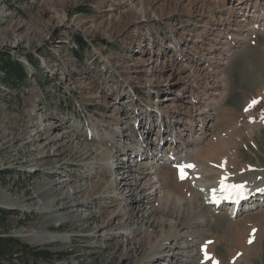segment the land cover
<instances>
[{"label": "rangeland", "instance_id": "obj_1", "mask_svg": "<svg viewBox=\"0 0 264 264\" xmlns=\"http://www.w3.org/2000/svg\"><path fill=\"white\" fill-rule=\"evenodd\" d=\"M230 1L232 0H0V59L11 57L26 67V79L17 87L7 82L0 71V193L6 192L12 197L24 198V203L32 208H39L21 211L0 203V236H10L19 241L20 245L28 247L22 250L20 258L15 257L16 253L11 261L3 259L0 264H113L116 260L115 241L108 240L103 248L91 245L90 240L78 231L75 222L68 217L61 220L60 226L51 225L48 228L65 236L64 243L60 239H48L42 243L28 240L34 231L41 228L40 220L46 213L43 205L37 203L34 187L45 177L57 179L60 175H65L67 179L80 180L77 175L87 172L89 165L85 164H92L97 156V152L92 149L96 144H91L93 140H84L85 135L97 137L95 139L106 137V128L115 123L113 118L118 117L120 127L124 128L122 133L127 136L124 138L109 128V133L115 136V140L109 136L106 140L115 144L120 141L125 145L126 137L130 133L134 135L135 131L141 132L140 128L146 122L148 114L144 112L143 105H151L153 122H158L163 113L169 121L168 111L172 112L178 102L191 107L186 100V90L195 96L197 92H202L203 86H207L203 83L189 85L187 78L179 70L191 71L192 66L201 65L191 63L188 68L185 62L176 57L182 52L181 54L189 55L190 58L193 57L192 54H196L202 59L207 49L203 46L207 43L205 39L219 34L228 25L236 24L227 10ZM213 15H216L218 25L211 23ZM225 19L229 22H225ZM205 33H208L206 37L201 36ZM254 35V38H250L252 43L248 39L243 42L241 49H236L238 53L225 66L229 82L227 96L222 102L220 92L218 99L210 105V110L214 108L215 111L221 106L233 108L244 117L247 99L255 96L258 89L264 86V64L261 59L264 32L255 30ZM176 38H181L182 42H176ZM149 48L151 52H148ZM154 53L159 59L165 60L160 59L161 64L153 72L156 73L152 79L158 83L157 90H149L150 77H146L144 73L146 70H153L150 63L152 59H156L152 56ZM189 57L186 59H190ZM220 76L227 82L226 77L218 72L217 78ZM221 87L223 84L219 89ZM175 94L178 100L171 106L168 98L175 99ZM262 100L264 101V96ZM254 107L253 121L258 120L259 126H256L252 137L237 133L244 132L243 128L247 123L243 120L229 123L230 119H222L220 128L213 131L222 132L228 139L226 149L237 153L234 168H229L228 171L247 172L242 169L246 165L253 171L264 170V124L260 123L262 118H258L259 113L264 112V103L252 104L246 114L248 111L252 114ZM209 125L214 129L218 124ZM226 125L225 128L228 129L225 134L222 129ZM93 126L96 133L101 132V137L89 133V130L94 131ZM158 126L171 129V132L176 124ZM233 126L237 134L230 132L229 127ZM43 127L50 128L51 137L59 135L62 138L51 142L43 133ZM71 135L74 141H78L77 145L69 141ZM177 135L179 141L181 138ZM148 139L153 142L150 135L145 138ZM165 139L167 135L164 134L163 140ZM167 141L171 142V139ZM85 144L88 145L86 152L83 149ZM131 144H127L126 149ZM183 147L181 145V149ZM150 148L152 151H146L148 157L155 154L153 151L156 148L153 145ZM122 149L124 146L119 148L121 153ZM130 150L131 147L126 151ZM118 157L113 154L112 162ZM112 162L109 167L112 165L115 169L112 171L115 172L119 164H116L117 161L115 164ZM128 165L129 163L123 165V171L128 170ZM54 166L56 169H52ZM165 167L168 169V165ZM121 173L116 171L111 178L115 179L118 175L122 177ZM168 173L170 178L174 175L171 167ZM120 177L116 182L125 188L127 184ZM195 189V193L200 196V200L197 197L195 200L201 203L203 210L214 215V223L208 224L210 230L203 236L217 237L219 240L214 249L216 257L223 264H230L228 258L233 249L237 262L244 250L234 244L236 240L247 239L250 243L258 241L253 246L258 251L252 252L255 253L250 256L252 262L249 258L237 264H264V228L261 227L264 216H260L264 214L259 213L264 210V206L248 212L241 211L237 216H228L225 210H219L215 214L208 206L206 196ZM123 193L126 200L121 207L132 217L126 222L133 225L135 220L140 221L143 218L141 216L150 211V203L143 202L140 203L141 206L138 203L133 209L136 201L132 199L137 197L136 193L129 188ZM93 203V209L102 212L115 208L110 206L102 209L99 198L94 199ZM53 206H63L62 212L71 211L66 200H57ZM104 215L90 219V222H102ZM115 224L114 231H117L118 224ZM135 226L151 231L155 228L153 225L148 227L149 224L145 222L136 223L133 227ZM164 228L167 229L165 226ZM17 232L18 238L14 236ZM130 237L128 242L135 247V254L140 255L143 248L140 238L133 235ZM124 240L117 239V248L122 249ZM10 246L15 251L19 250V245ZM33 248L50 253L52 259L35 257L32 254ZM176 249L175 258L170 260L169 256L163 254L154 264H183L184 257Z\"/></svg>", "mask_w": 264, "mask_h": 264}, {"label": "bare ground", "instance_id": "obj_2", "mask_svg": "<svg viewBox=\"0 0 264 264\" xmlns=\"http://www.w3.org/2000/svg\"><path fill=\"white\" fill-rule=\"evenodd\" d=\"M227 10L231 16L234 17L236 24L232 23L234 26L228 25L225 30L220 31V33L218 32L219 34L209 36L205 39L207 40L206 45H203V42L200 43L207 48L205 49L202 59H199L196 54H192V56L193 58L197 57V61L194 65L198 64L201 66L191 67L190 64L194 61L191 62V59H186L188 56L187 54L185 58L181 56L179 58V56L175 54L177 55V60L185 62L188 68L191 67V71L183 72L181 69L179 70L182 72L183 76L187 78L188 84L193 86L203 83L207 86L206 88L203 86L202 89V92L205 94L197 92L195 96L190 94L189 90H186L188 95L186 100L192 105L191 107H188L184 103H177V94H175V99L173 97L168 98V100H171V106H174L177 103L173 107L172 112L167 110L170 113L169 121L176 124L174 129H177V131L175 132V142H167L175 145L180 153L186 154L179 160H187L191 163L194 166L192 167L194 172L191 173L190 171L183 170V179L181 178V172H177L176 174L173 173V178L172 176L170 178V172L168 173V169L165 166L155 165L153 160H142V158L137 155L132 156L133 154L130 153L131 150L129 153L124 154V157H118L120 156V147L124 146V149L122 150H126L127 144L131 142V145H136L137 141L135 139L136 135H131V133L126 137V142H124L125 145H122V142L120 143L118 140V143L116 144L110 143L111 141L108 142V140H106L109 139L107 136L113 137V140H115V136H112V134L109 133V128H112L117 134L122 135L124 138L127 136V134L122 133L124 128L120 127L119 119L118 117H115L113 118L115 123L112 127L111 125L108 127L105 124L103 125L107 127L105 130V136L107 133L108 135L106 137L95 139L97 137L89 135L90 138L88 139L87 135H85L84 140H93L91 144H96L92 146V149L97 152V156L92 164H90L91 162L85 164V166L89 165V168L87 172L83 173L84 175L82 173L77 175V177L80 176V180L72 178L67 179L64 177L65 175H60L57 179L45 177L42 181L37 182V185L34 187V194L38 198V205H43V209L46 210V213L43 219L40 220L41 228L34 231L33 234L27 238L28 240L33 243H42L48 239H60L63 242L65 236H62L60 232L54 230L51 231L48 228L51 225H54L55 227L60 226L61 220L68 217L75 222V227L78 228V231L90 240L91 245H97L98 247L103 248L107 245L108 240L115 241L114 250L116 260L113 264H154L163 254H166V256H169L170 260H172L176 257V248L177 251L180 250L179 254H182L184 257L182 260L183 264H223V262L216 257L214 252L215 246L219 241L217 237L208 238L203 236L204 233H207L210 230V228L208 229V226H210L208 224H211L212 222L214 223V215L207 210H203V206H201V203L199 204L198 201L200 200V196L195 193V188L201 190L202 194H204L209 201L208 205L211 206V197L222 192L217 187L218 182L222 176L226 175L228 176L227 182L232 185H242V187H235V189L241 188L243 191L247 190L252 193L251 198L248 201V206H244L241 209L243 212H248L254 208L264 206V204L259 206L261 200L264 199V192L260 193V191L264 190V170L254 169L255 171H253L248 168L249 165H246V167H243L242 169H245L247 172L228 171L229 168H234L233 164L237 157V153L226 149L225 144L228 139L226 140L222 132L216 131V133H213L214 130L220 128L222 119L228 118L230 119V121L228 120L229 123H237L240 120L247 123L243 128L244 132L240 131L237 133L248 134L249 137H252L255 128L259 126L257 125L259 122L258 120H255L256 122L253 121L255 107L253 108L252 114L249 111L248 114H246L248 108L252 105V103H248L249 101H256L257 97L260 98L255 104L260 102L264 103L262 100V97L264 96V86L258 89L259 92H257L255 96L247 99L244 117L235 112L233 108L229 109L228 107L221 106L220 108L217 107L215 111H213L214 108L210 110V105L218 99V94L220 92L222 95V102L227 96L229 82L225 75L226 71L224 68L230 59L238 53L234 51L235 48H239V50L241 49L240 45L245 42L250 35H253L256 25H258L257 28L259 30H264V0H232L229 2ZM217 11L218 8L215 14ZM143 12L146 13L145 10ZM216 19V15H213L210 20L211 23L218 25ZM224 21L229 22L228 19H225ZM250 41L251 40L249 39V42ZM150 50L151 48L148 49V52H151ZM152 56L156 58H150L152 59L150 64L152 65L151 69L153 70H146L144 75L150 77L148 81L150 82V84H148V86H150L148 87L149 90H157L156 86L158 83L154 81L152 77L153 75H156V73L153 72L156 71L155 69H157V65L162 61L160 59L163 58L159 59L158 56L156 57L155 53ZM152 56L149 54V57ZM261 59L264 64V48L263 57H261ZM163 60H165V58ZM203 60L204 62H202ZM152 63H154V65ZM168 68L171 69V67ZM218 72L220 75L226 77L227 82H225L224 79L222 80V76L217 78ZM222 84L223 87L219 89V86ZM259 116L260 117L258 118H262L260 123L264 124V112L259 113ZM169 121L168 123H170ZM209 123H217L219 126L217 125L214 129H211ZM229 123L227 125H229ZM227 125L222 129L224 133L225 130L228 129L225 128ZM49 127H51V125ZM153 127L154 125H151L150 128L148 127L147 131L149 134L151 131L150 129ZM93 128L94 131L89 130V133L98 134V136L101 137V132L98 131L96 133L94 126ZM229 128L230 132L237 134L235 126ZM49 129L50 128L47 127L42 128L43 133L47 135V138L51 142H56L62 138V136L59 135L51 137ZM163 133L169 134L170 130L167 132L166 129L162 131V129L159 128L158 132H155L153 135L156 136L155 140H157ZM177 134H179V139L181 138L179 141L177 139ZM69 141L74 145L78 144V141H74L72 135ZM181 145H184L182 149ZM87 147L88 145L86 146L85 144V147L83 148L85 149V152ZM112 153L116 154L118 157L115 159V162L117 161L116 164H119L117 166L118 168L116 167V171L122 172V177L118 175L115 179L111 177L116 171H112L115 170L112 168V165L109 167L113 159ZM190 153H194L195 155L193 161L186 159V157L190 158ZM115 162L112 163L115 164ZM123 163H129L127 171H123ZM98 168L99 170H97ZM52 169H56V166ZM101 172L103 173L101 174ZM194 173H197L195 178L192 176ZM190 175L192 178L189 177ZM119 177L123 178L125 181L124 184H127L125 188H122V186L119 185V182H116V179H119ZM128 188L136 193L135 196L137 195V197H133L132 199V201H136V204H133L132 206L133 209L137 207L138 203L139 206H141L142 204L140 205V203L143 202L150 203V211L145 215L143 214L141 216L143 218H141L140 221L138 219L135 220L134 224L145 222L146 224H149L148 227L153 225L155 230L152 229L153 231H151L148 228L142 229L139 226L133 227L134 224L129 225L126 222L127 219L131 220L132 217L128 216L123 207H121V204L126 200L123 191ZM256 191H258V193H256ZM193 194L195 195L193 196ZM196 197L199 199L195 200ZM96 198L100 199L102 209L110 206H114L115 208L112 210L104 209L105 211L103 212L93 209V200ZM57 200H66L71 211L62 212L63 206L54 207L53 203ZM0 203L11 209L19 208L21 211H25L26 209L39 210L37 207L32 208L30 205L24 203V198L12 197L6 192L0 193ZM218 210L219 209L214 210L215 214L218 213ZM261 212L264 214V210H261L259 213ZM103 214L105 215L102 222H90V219H96L99 215ZM260 216L262 217L264 215ZM258 219L259 218H257V220ZM263 219L264 218H262V220ZM115 222L118 224L117 231H114L116 228ZM164 226L167 227V229L164 228ZM254 226L256 227V225ZM261 227L264 228V224H262ZM14 235L18 237V232L14 233ZM130 235L138 236L140 238L139 241L140 243L142 242L143 245L140 255L135 254V247L131 242H128L131 238ZM247 237L250 238V236ZM252 237L254 239V236ZM118 238L125 239L128 242V244H126L127 242L125 243V240L123 241L122 249L117 248ZM257 242L250 243V240L247 239L236 240L234 245L240 246L244 250V254H241L242 256L236 262L232 253L233 249H231L228 262L230 264H237L238 262L248 260L249 258L252 262V257L250 256L258 251V248L256 249L253 247L257 245ZM247 244L249 247H246ZM131 250L133 253H130ZM246 254L248 255L245 256Z\"/></svg>", "mask_w": 264, "mask_h": 264}, {"label": "trees", "instance_id": "obj_3", "mask_svg": "<svg viewBox=\"0 0 264 264\" xmlns=\"http://www.w3.org/2000/svg\"><path fill=\"white\" fill-rule=\"evenodd\" d=\"M73 52L76 53V51ZM0 71L3 73L5 80L9 83H13L16 87L26 79V67H24L21 63L13 60L11 57L0 59ZM18 242L19 241L10 236H0V262L3 259H8L9 261H11L16 253L18 254L15 255V257L20 258L22 250L28 247H26L25 245H20ZM11 244H15L17 247L19 245V250L15 251L13 248H11ZM32 254L38 258L52 259L50 253L37 251L35 248H33ZM24 264L28 263L24 262Z\"/></svg>", "mask_w": 264, "mask_h": 264}, {"label": "snow or ice", "instance_id": "obj_4", "mask_svg": "<svg viewBox=\"0 0 264 264\" xmlns=\"http://www.w3.org/2000/svg\"><path fill=\"white\" fill-rule=\"evenodd\" d=\"M257 101H252V104H255ZM186 167H194L193 165H187ZM181 178L183 179L184 178V172H183V168L181 169ZM232 187H242V185H233ZM255 231V230H254Z\"/></svg>", "mask_w": 264, "mask_h": 264}, {"label": "water", "instance_id": "obj_5", "mask_svg": "<svg viewBox=\"0 0 264 264\" xmlns=\"http://www.w3.org/2000/svg\"><path fill=\"white\" fill-rule=\"evenodd\" d=\"M15 236V235H14Z\"/></svg>", "mask_w": 264, "mask_h": 264}]
</instances>
